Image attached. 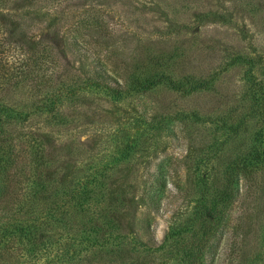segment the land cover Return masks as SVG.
<instances>
[{"label":"rangeland","instance_id":"374dc122","mask_svg":"<svg viewBox=\"0 0 264 264\" xmlns=\"http://www.w3.org/2000/svg\"><path fill=\"white\" fill-rule=\"evenodd\" d=\"M0 39L10 46H1L5 52L0 63L13 73L25 59L24 50L36 48L39 40L49 42L47 90L66 85L53 106L60 111L56 122L45 108L33 112L37 102L43 105L45 93L28 76H19V85L0 82L1 101L21 113L0 123V160L9 148L24 163H31V151L34 156L44 151L56 160L52 170H61L55 176L60 180L63 174L65 184L82 190L93 181L90 186L104 187L100 208L122 197L127 205L117 215L127 246L119 247L118 228L100 245L90 243L86 236L93 233L70 224V217L63 227L61 214L41 209L38 202L40 222L50 212L52 224L42 242L33 243L34 236L29 240L16 227L28 220L17 213L25 212L34 181L45 174L30 164L19 173L21 201L13 209L0 208V264H182L180 255L189 245L183 230L200 197L215 194L214 188L224 184V163L246 148L242 142L259 127L257 117H247V129L230 136L217 131L216 123L229 116L234 118H228L229 124L237 126L240 114L255 107L250 91L259 84L264 89V63L254 62L264 55V0H0ZM157 55L162 59L159 71L175 86L161 83L116 98L86 83H66L70 74L104 69L115 87L134 70L144 75L147 58ZM201 81L208 86L191 87ZM155 112L171 120L159 133L146 124ZM192 113L205 121L181 118ZM137 136L138 152L121 157L122 145ZM112 157L118 159L114 165ZM226 191L229 201L212 214L215 232L195 253L200 264H264V173L241 176ZM154 193L158 202L150 204L148 196ZM57 218L58 226L53 224Z\"/></svg>","mask_w":264,"mask_h":264},{"label":"trees","instance_id":"16d2710c","mask_svg":"<svg viewBox=\"0 0 264 264\" xmlns=\"http://www.w3.org/2000/svg\"><path fill=\"white\" fill-rule=\"evenodd\" d=\"M11 34V33H10ZM9 34L7 33V36ZM20 35H25L24 32L20 33ZM3 42V43H2ZM0 62L3 58V53L5 52L6 40L1 41L0 39ZM6 45V46H5ZM4 46L5 48L1 47ZM28 51L24 50L25 59L22 62L20 59V67H18L16 73L11 72L6 68V63H0V82L1 85L10 86L12 84L19 85L20 80L19 76L24 75L28 76L30 80L33 81L34 86L39 90L40 94H44V98L42 99L43 105H39L37 102L35 104L37 111L33 112L37 113L42 108L48 110L55 116V121L58 122L60 119V111L56 110L55 102L60 100L62 97L63 91L62 89L66 87V85H57L54 86L53 90H47V85H49V76H46V69L48 67V58H50L51 46L49 42L45 40H39L37 42V47L32 48L29 46ZM241 56V55H240ZM239 59H242L241 57ZM157 57L147 58L149 63H145L144 68L149 66V68L143 71L144 75H140L136 73L134 70L133 73L127 78L122 76V82L116 81L117 86L112 87L109 83V80H112V77H108L106 75L105 70H101V72L97 70H93L91 72H87L85 75L80 74H70L71 76L66 79V83L71 82L70 85L74 84L75 86H83L85 83L90 87H94L98 90L104 89L108 94H111L113 97L119 98L123 93L133 91H146L155 88L161 83H169L172 85H176V82L170 78L163 71H159L161 67L162 59ZM247 57V56H246ZM245 58V57H244ZM248 58V57H247ZM157 59V60H155ZM254 61V60H252ZM256 63H264V55L260 56ZM36 84V85H35ZM208 86V81H201L194 83L191 87L194 89H203ZM251 84L249 87H252ZM260 88V89H259ZM256 89V90H255ZM250 91V95L252 96L255 107L248 113H242L240 116L242 119L237 126H233L229 124V119L233 120V117H219L222 121L221 124H217L216 130L228 131L231 135H240L246 129L249 120L247 121V117H257L256 124H259V127L253 130L252 134L247 137L246 142H242L241 147L245 148L240 154L237 153L234 158L227 160L224 163V184L222 186H216L213 190L215 194L213 195H204L200 197V205L198 209H196L195 215H193V220L188 223L187 227L184 228V234L187 233V240L189 245L184 248V253L180 255V261L182 264H200V256L198 252L201 251L203 246L208 243L209 239L213 236L215 232L216 224H213L214 218L212 214L216 215V212L219 210L222 211L224 209L225 204L229 201L231 193L227 192L226 189H231L232 185L238 183L239 177H248L254 178L258 173H264V89L262 85H258ZM74 95V94H73ZM0 123L3 121H9V118L14 116H21V113L16 110V107H10L7 102L0 99ZM34 103V102H33ZM252 103V104H253ZM58 111V112H57ZM235 112L232 110L230 113ZM237 112V110H236ZM6 114L5 117H1V115ZM31 112H26L24 115V119L31 117ZM238 114V113H237ZM181 118H192V120L196 122H204L205 119L200 117L198 114H184ZM186 116V117H185ZM164 115H159L157 112L152 113L147 121V127L149 130H154L159 133L162 130L167 128V124L171 121L170 118H165ZM219 120V119H216ZM207 121V120H206ZM210 122V121H209ZM244 124V125H242ZM142 134V133H139ZM134 138L132 142H127L122 145L121 149V157L128 158L134 153L138 152L137 146H139L141 142V136L139 139ZM231 138V137H230ZM220 142V141H219ZM219 142L215 145L216 148L219 146ZM229 143V142H228ZM247 143V145H245ZM226 144V142L221 143ZM38 148H36L37 150ZM25 152V151H24ZM7 157L4 160H0V208L2 206L7 207L8 209H13L16 202L21 201V197L19 196L18 190L21 187L23 179L19 175L22 169L30 164H34L35 170H39L45 172L43 179L38 178L34 182L32 188L31 195L33 196L31 203L28 201V205L25 207V212H18L17 214L23 216L28 219L26 223H18L16 227L19 232H24L25 237H29V240H32V236H34L35 241L32 242H42L41 236L45 234L46 230L51 224V219L48 216L50 212L60 213V218L64 220L63 227L68 226V223L65 221V217H70V224L76 222L77 227H79L82 231H87L89 233H93L94 236H86V240L90 241V243L101 244L100 240L105 239L106 235L113 234L114 230L118 228L120 231L117 234L119 247L123 244V246H127L126 239L127 235L124 232V226L120 222L119 216H117L121 212L127 211V205L125 199L122 197L115 202H112L110 205H107L103 209L99 207L97 202L99 198L104 197V187L97 188L95 186H90L87 184L84 186L82 190H78L75 187H70L71 184H65L62 175L59 180V176H55L59 171V175L61 174L60 169L55 168L54 163L56 160L50 159L48 155L45 154L44 151H39V155L34 156V152L31 151L32 155H28V161L31 163H24L23 161H18V159L13 157L12 149L9 148V151L5 152ZM12 155V156H11ZM118 160L116 157L111 158L110 163L114 165V161ZM87 175V173L85 174ZM109 180H111L112 174L107 176ZM203 178L202 180H204ZM21 182V184H20ZM162 180H158L157 184H161ZM19 183V187L16 185ZM62 184H65L62 189L58 190V187ZM162 185V184H161ZM72 186V185H71ZM16 187V188H15ZM207 187V186H206ZM208 188V187H207ZM22 190V189H21ZM207 189H204L206 191ZM207 191H212L208 189ZM147 194V193H146ZM63 197L60 200V197ZM148 196V195H147ZM45 200V202H44ZM148 200L150 204L152 201L158 202L157 195L154 193L153 195L148 196ZM152 200V201H151ZM36 202L41 205V209L47 208L51 209L48 214H46V220L44 222H40V216L36 215ZM61 202L63 205H60ZM4 204V205H3ZM67 204L68 209L65 211L64 207ZM98 210L96 209V207ZM109 206V207H108ZM219 209V210H218ZM59 215V214H56ZM36 216V220H31V218ZM195 218V219H194ZM58 219L53 220V224L58 226ZM143 222V221H142ZM42 223V225H41ZM175 233V231H172ZM180 234V230L177 231ZM182 232V230H181ZM173 233H171L172 235ZM131 242V241H130ZM129 242V243H130ZM133 245H135V241H133ZM37 245H35L36 247ZM136 247V246H135ZM134 248V247H133ZM197 253V254H195Z\"/></svg>","mask_w":264,"mask_h":264}]
</instances>
